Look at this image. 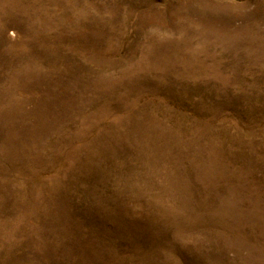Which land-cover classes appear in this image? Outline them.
<instances>
[{
    "label": "rangeland",
    "instance_id": "1",
    "mask_svg": "<svg viewBox=\"0 0 264 264\" xmlns=\"http://www.w3.org/2000/svg\"><path fill=\"white\" fill-rule=\"evenodd\" d=\"M0 264H264V0H0Z\"/></svg>",
    "mask_w": 264,
    "mask_h": 264
}]
</instances>
